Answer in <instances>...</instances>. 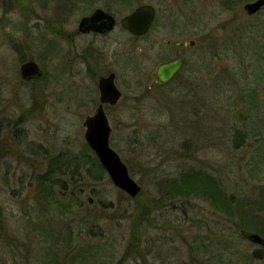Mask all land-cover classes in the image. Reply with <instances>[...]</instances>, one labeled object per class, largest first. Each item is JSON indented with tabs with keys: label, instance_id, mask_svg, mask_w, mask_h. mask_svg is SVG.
Masks as SVG:
<instances>
[{
	"label": "rangeland",
	"instance_id": "obj_1",
	"mask_svg": "<svg viewBox=\"0 0 264 264\" xmlns=\"http://www.w3.org/2000/svg\"><path fill=\"white\" fill-rule=\"evenodd\" d=\"M254 1H0V264H264L241 235L255 221L246 230L240 217L264 227V9L243 10ZM144 5L156 11L150 31H123ZM98 8L113 31L80 33ZM178 55L180 75L150 88L156 65ZM27 61L42 79H20ZM108 70L122 94L106 114L109 145L141 187L133 199L95 176L84 140ZM188 171L233 194L230 213L205 191L171 192Z\"/></svg>",
	"mask_w": 264,
	"mask_h": 264
},
{
	"label": "water",
	"instance_id": "obj_2",
	"mask_svg": "<svg viewBox=\"0 0 264 264\" xmlns=\"http://www.w3.org/2000/svg\"><path fill=\"white\" fill-rule=\"evenodd\" d=\"M264 9V0H256L244 5L243 10L248 16H252ZM155 18V9L150 5H144L137 8L133 13L123 17L119 25L123 30L128 31L133 36H143L151 28ZM115 26V19L101 9L94 10L91 15L84 17L78 24V31L82 34L100 33L104 34L111 31ZM172 47L182 48L184 46H194V42L187 44L180 42L166 41ZM185 64V57L178 56L166 62L159 63L153 73L150 88L157 85L168 84L175 76L179 74ZM20 79L24 82L30 80H40L43 78V72L38 65L33 62H25L19 68ZM115 75L109 74L98 80V92L100 105L92 116L85 118L83 127L85 128L84 140L90 151L96 157L101 168L104 170L112 185L126 194L129 198H136L141 187L130 177L128 169L121 161L117 153L110 147L109 139L111 128L103 111V104L116 105L121 98V92L115 86ZM235 117L239 121L245 120L243 109H239ZM229 200L234 202L235 196L229 194ZM92 200L88 199V204ZM241 235L258 248L252 251V257L262 259L264 253V238L255 233L241 231Z\"/></svg>",
	"mask_w": 264,
	"mask_h": 264
},
{
	"label": "trees",
	"instance_id": "obj_3",
	"mask_svg": "<svg viewBox=\"0 0 264 264\" xmlns=\"http://www.w3.org/2000/svg\"><path fill=\"white\" fill-rule=\"evenodd\" d=\"M87 160L85 159L84 155L82 156V163L83 165L86 164L85 170H88L89 168L93 167L96 169V174L95 176L100 180L102 176H104V171L98 164L97 160L95 157H93V163L89 164L91 167L87 166ZM53 169L50 175H54L55 171L57 170ZM52 180V179H51ZM170 191L178 194V195H186L189 193H195L197 191H205L207 192L212 200L219 205V207L222 210H226L227 213H230V202L227 200L225 201V198L223 199L220 197L219 193V187L217 186L216 182L211 179L209 176H206L205 174L199 172V171H188L185 174H181V178L176 181H171L169 184ZM242 217V220L244 221L242 223V228L243 229H249L251 230L252 227L248 225L249 221H255V232L256 234H259L260 236L264 237V227L262 226V222L260 220L255 219L253 216L252 212H244L243 214L240 215ZM135 240L131 242L129 246H127L125 253H124V258L131 255L133 253L134 248L136 247Z\"/></svg>",
	"mask_w": 264,
	"mask_h": 264
},
{
	"label": "flooded vegetation",
	"instance_id": "obj_4",
	"mask_svg": "<svg viewBox=\"0 0 264 264\" xmlns=\"http://www.w3.org/2000/svg\"><path fill=\"white\" fill-rule=\"evenodd\" d=\"M1 1H7V0H1ZM98 9H100V8H98ZM96 10V9H95ZM101 10H103V9H101ZM104 12H106V13H108L109 15H111L113 18H114V16L112 15V14H110L109 12H107V11H105V10H103ZM91 15V14H90ZM88 17V16H87ZM115 19V18H114ZM80 22V21H79ZM115 25H116V23H115ZM115 28V27H114ZM122 29V28H121ZM113 30H111V31H109V32H107V33H104V34H100V33H93V34H95V36H97V37H105L106 35H108L109 33H111ZM123 31H125V30H123ZM125 32H127V31H125ZM131 35V34H130ZM166 43V42H165ZM166 45H169V44H166ZM170 46V45H169ZM172 47V46H171ZM184 47H186V46H184ZM184 47H182V48H184ZM101 53H103V52H101L100 50H99V52H98V57L100 56V54ZM178 56H182V55H178ZM178 56H176V57H178ZM175 58V57H174ZM172 59V58H171ZM170 60V59H169ZM94 61L95 62H97L98 61V58H95L94 59ZM28 62V61H27ZM185 64H186V58H185ZM39 67V66H38ZM185 68V67H184ZM183 68V69H184ZM111 73H113V72H110L109 70L108 71H106V73L104 74V75H102V76H100L99 78H98V80L100 79V78H102V77H107L109 74H111ZM178 77V76H177ZM115 78H116V76H115ZM98 80H97V86H98ZM98 89V88H97ZM99 105H100V101H99V92H98V100H97V105H96V108H95V110L99 107ZM117 105V104H116ZM116 105H109V104H103V111H104V113H105V115L107 114V112H108V109L109 108H111V107H114V106H116ZM95 110H94V112H95ZM107 116V115H106ZM263 259H264V253H263ZM263 259H261V260H263ZM256 260V259H255ZM260 261V260H259Z\"/></svg>",
	"mask_w": 264,
	"mask_h": 264
}]
</instances>
